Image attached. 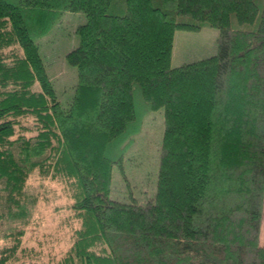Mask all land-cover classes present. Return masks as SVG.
Listing matches in <instances>:
<instances>
[{
    "label": "trees",
    "instance_id": "trees-1",
    "mask_svg": "<svg viewBox=\"0 0 264 264\" xmlns=\"http://www.w3.org/2000/svg\"><path fill=\"white\" fill-rule=\"evenodd\" d=\"M65 11L86 17L67 107L36 43ZM203 26L216 52L172 66L175 31ZM135 87L163 110L144 202L110 197ZM34 169L67 183L78 220L56 264H264V0H0V264H44L17 262Z\"/></svg>",
    "mask_w": 264,
    "mask_h": 264
},
{
    "label": "rangeland",
    "instance_id": "rangeland-1",
    "mask_svg": "<svg viewBox=\"0 0 264 264\" xmlns=\"http://www.w3.org/2000/svg\"><path fill=\"white\" fill-rule=\"evenodd\" d=\"M85 20V14L81 11H65L46 33L36 38L45 69L63 107L68 106L77 79L76 69L66 61L65 53L78 44L79 36L75 28ZM217 32L211 26H203L197 31L176 30L171 65H180L215 53ZM134 102L136 117L132 126L138 125L136 130L125 140L112 142L107 148L113 156L122 149V167L114 165L112 168L110 197L125 201L135 198L144 202L155 188L163 133V110H148L139 87L134 89ZM27 191L36 194L37 201L21 237L22 249L18 252L17 262L56 264L71 244L73 229L78 226V220L72 216L69 207L71 198L68 185L59 178H43L34 169L27 179ZM262 214L259 242L264 245V201ZM11 225L12 222L4 221L0 225V235L7 232ZM8 241L0 236V246Z\"/></svg>",
    "mask_w": 264,
    "mask_h": 264
},
{
    "label": "crops",
    "instance_id": "crops-1",
    "mask_svg": "<svg viewBox=\"0 0 264 264\" xmlns=\"http://www.w3.org/2000/svg\"><path fill=\"white\" fill-rule=\"evenodd\" d=\"M262 226H263V214H262L261 227L260 228H262Z\"/></svg>",
    "mask_w": 264,
    "mask_h": 264
}]
</instances>
